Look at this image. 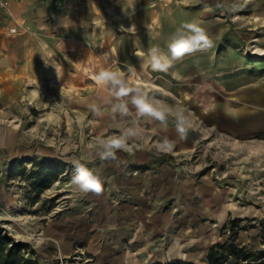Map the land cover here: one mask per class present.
<instances>
[{"label":"crops","instance_id":"obj_1","mask_svg":"<svg viewBox=\"0 0 264 264\" xmlns=\"http://www.w3.org/2000/svg\"><path fill=\"white\" fill-rule=\"evenodd\" d=\"M205 6L211 11H205ZM222 11L238 18H224ZM192 20L201 22L213 47L157 73L171 76L177 91L196 92L209 85L213 129L237 139L264 138V68L254 63L264 59V0H0V100L7 104L31 84L35 94L28 92L27 97L33 95L41 101L37 88L67 97L74 84L84 88V79L110 69L107 60H112V70L119 69L130 78L133 87L151 92L154 83L149 76L155 72L141 66L135 53L146 52L153 45L165 48L176 29ZM135 75L143 76L140 85L133 80ZM94 100L82 94L66 99L65 104L85 116L91 105L101 108L104 104ZM98 115V122L108 125L131 122L134 113L124 119L114 117L111 110ZM162 131L169 139H181L175 127ZM21 137L16 128L0 126L1 165L7 163L6 152L11 154ZM31 151L23 154L31 155ZM38 151L53 155L52 150L34 148ZM81 155L87 162L96 158L88 164L99 174L103 191L86 194L85 205L69 216L71 223L61 232L59 249L67 254L72 239H84L89 249L97 250L101 264L130 263L134 261L131 248L122 245L133 220H143L148 226L147 219L158 216L156 210L171 193L185 195L183 168L169 164V154L157 160L153 151L143 148L117 152L115 160H101L95 149ZM62 159L73 160V153ZM175 249L169 248V253H183L181 246Z\"/></svg>","mask_w":264,"mask_h":264},{"label":"rangeland","instance_id":"obj_2","mask_svg":"<svg viewBox=\"0 0 264 264\" xmlns=\"http://www.w3.org/2000/svg\"><path fill=\"white\" fill-rule=\"evenodd\" d=\"M227 13L222 11L221 15L230 20L238 18ZM254 63L264 68V59ZM112 65V60H107L106 66ZM97 75H91L95 80L84 79V88L74 84L67 97L45 88H37L41 101L33 95L27 97L28 92L35 94L31 84L26 92H15L7 104L0 100V126L14 127L22 136L11 154L6 152L7 163H0V230L28 242L26 254L32 255L33 250L42 264H101L97 250L89 249L84 239L71 238L72 248L67 254L59 249L61 232L71 223L69 216L85 205L86 194L74 191L70 183L71 161L79 160L94 171L88 163L96 162V158L87 162L81 154L98 150L100 138L118 135L135 123L141 135L129 141L131 148L151 150L157 160L169 154L167 162L183 168L187 187L185 195L171 193L169 200L161 203L156 210L158 216L147 219L150 225L133 220L130 235L124 237L122 245L131 248L134 258L127 264H206L213 243L232 235L251 250L264 248V138L237 139L213 129V90L209 85L196 92L187 88L177 91L171 76L157 72L149 76L154 87L147 94L164 105L186 111L192 121L186 138H167L162 131L164 125L139 117L134 109L131 122L102 125L98 113L111 110V99L96 80ZM134 77L137 84L143 82V76ZM82 94L105 105L97 111L91 107L85 116L69 110L66 99ZM167 127H175L171 118ZM165 139L172 143V150L159 152L158 145ZM34 148L52 150L53 155L43 156ZM30 150L31 155L23 154ZM71 153L73 160L62 159ZM180 246L183 255L169 253V248L178 250Z\"/></svg>","mask_w":264,"mask_h":264},{"label":"clouds","instance_id":"obj_3","mask_svg":"<svg viewBox=\"0 0 264 264\" xmlns=\"http://www.w3.org/2000/svg\"><path fill=\"white\" fill-rule=\"evenodd\" d=\"M184 2L187 3V0ZM205 11H211V9L205 6ZM213 43L205 28L201 26V22L192 20L182 23L176 29L165 48L153 45L146 52H136L135 54L141 59V66L146 65L153 72H167L177 61L188 55L206 51L213 47ZM129 71L130 73L134 72L133 69ZM96 80L109 92L111 113L114 117L118 115L121 119L128 118L134 109L139 117L158 121L165 127L171 118L175 122L176 133L181 139L186 138L192 129V121L182 107L164 105L161 101L150 97L141 88L133 87L119 69H102L96 76ZM91 107L97 111L96 105H91ZM140 135V129L134 123L133 126L125 128L118 135L100 138L98 142L99 158L115 160L117 152H130L132 148L129 141L139 138ZM172 147V143L165 139L159 143L157 150L166 152L171 151ZM71 164L73 173L70 183L73 190L82 194L100 195L103 191V183L99 174L79 160H73Z\"/></svg>","mask_w":264,"mask_h":264},{"label":"trees","instance_id":"obj_4","mask_svg":"<svg viewBox=\"0 0 264 264\" xmlns=\"http://www.w3.org/2000/svg\"><path fill=\"white\" fill-rule=\"evenodd\" d=\"M28 247V242L17 240L0 230V264H42L33 255V250H31L32 255L26 254ZM206 258V264H264V248L251 250L247 246L237 243L232 235L224 241L213 243ZM184 264L199 263L185 261Z\"/></svg>","mask_w":264,"mask_h":264},{"label":"bare ground","instance_id":"obj_5","mask_svg":"<svg viewBox=\"0 0 264 264\" xmlns=\"http://www.w3.org/2000/svg\"><path fill=\"white\" fill-rule=\"evenodd\" d=\"M42 89V88H41ZM43 90V89H42ZM40 92V91H39ZM180 251V250H179ZM179 253V252H178ZM183 254V253H182Z\"/></svg>","mask_w":264,"mask_h":264}]
</instances>
